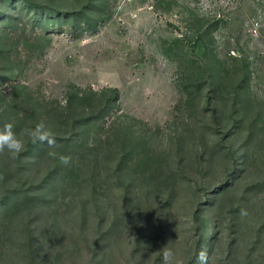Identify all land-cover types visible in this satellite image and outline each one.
Listing matches in <instances>:
<instances>
[{"label": "rangeland", "instance_id": "374dc122", "mask_svg": "<svg viewBox=\"0 0 264 264\" xmlns=\"http://www.w3.org/2000/svg\"><path fill=\"white\" fill-rule=\"evenodd\" d=\"M40 121L0 264H264V0H0V127Z\"/></svg>", "mask_w": 264, "mask_h": 264}, {"label": "clouds", "instance_id": "9594fccd", "mask_svg": "<svg viewBox=\"0 0 264 264\" xmlns=\"http://www.w3.org/2000/svg\"><path fill=\"white\" fill-rule=\"evenodd\" d=\"M27 136L31 143H47L49 147L55 146L54 133L43 121L38 122L33 128L26 129L23 133L17 134L12 123H5L0 127V153L7 152L11 158H16L25 149V139ZM53 155H57L55 152ZM58 159L61 164L68 165L71 157L60 154ZM243 214V212H242ZM161 254V264H184L183 259L178 258L172 248L164 247L159 251ZM197 264H211V257L207 250L201 249L197 254Z\"/></svg>", "mask_w": 264, "mask_h": 264}, {"label": "trees", "instance_id": "16d2710c", "mask_svg": "<svg viewBox=\"0 0 264 264\" xmlns=\"http://www.w3.org/2000/svg\"><path fill=\"white\" fill-rule=\"evenodd\" d=\"M98 117H95V119H97ZM100 118V117H99ZM98 118V119H99ZM97 119V120H98ZM86 124V120H76L75 122H74V125H85Z\"/></svg>", "mask_w": 264, "mask_h": 264}]
</instances>
